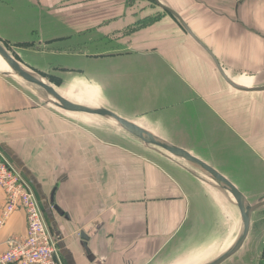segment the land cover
<instances>
[{
	"label": "crops",
	"instance_id": "0c3cea01",
	"mask_svg": "<svg viewBox=\"0 0 264 264\" xmlns=\"http://www.w3.org/2000/svg\"><path fill=\"white\" fill-rule=\"evenodd\" d=\"M158 1L194 36L156 2L0 0V43L37 45L51 70L80 71L86 63L92 69L98 59L110 63V71L86 72L101 79L95 82L103 87L105 109L206 161L248 198L244 189L264 187V136L259 140L264 115L250 110L256 106L250 95L262 92L230 86L201 44L235 84L259 88L229 72L264 71V0ZM130 27L137 29L127 33ZM115 44L123 47L114 49ZM135 58L136 65L130 62ZM4 73L0 70V151L35 192L62 264H207L233 246L242 229L239 208L226 191L194 174L196 168L172 160L195 179L170 172L113 141L111 130L94 118L39 107ZM92 99L88 103L100 105ZM5 207L0 189V221ZM232 212L240 224L225 241ZM253 229L262 236L263 224L252 216L243 247ZM26 231V214L18 209L0 226V253ZM256 238L249 261L237 264H259L261 238ZM202 257L207 259L198 261Z\"/></svg>",
	"mask_w": 264,
	"mask_h": 264
},
{
	"label": "rangeland",
	"instance_id": "374dc122",
	"mask_svg": "<svg viewBox=\"0 0 264 264\" xmlns=\"http://www.w3.org/2000/svg\"><path fill=\"white\" fill-rule=\"evenodd\" d=\"M132 3H134L135 5H139L140 4H145V5H150V6H155V2L153 0H131ZM155 14V13H154ZM133 27H130L127 30V33L132 32L133 30L137 29H132ZM125 33V32H123ZM9 52L10 54L17 60L19 61L23 67H25L28 71L35 73V75L44 78L48 83H50L52 86H54V88L57 89V91L60 94L65 95L64 97H67L69 99H73L71 100L73 103H76L78 105H83L84 103L79 102L83 101V102H92L90 101L92 98L97 100V102L100 103V105L102 106V108H105V99H104V93H103V87L102 85L99 86V81H101V79L98 80V77L96 76L92 78H89L88 74L86 72H105V70H109L108 66L110 65V63H107L105 60H93L91 63H95V66H93L94 68L89 69L88 67H90L88 64L86 63L83 66H81L83 69L78 71V70H67L66 71H57V70H51L50 69V64L48 62H45L43 60V57H40L41 55H38V50L36 49L38 46L37 45H8V44H2ZM84 46V45H82ZM119 47H123L121 45H116L114 46L115 48H119ZM98 51L101 52V50H103L105 48L104 45L101 46H97ZM85 48L82 47V51ZM86 51V50H85ZM92 52H94V49H92ZM94 59H97L99 57H95V56H90ZM137 60H139L138 58H135L134 60H130V62L134 63L135 65L137 64ZM56 64V62H54ZM67 63V62H66ZM106 63L108 64L107 67H105ZM64 64V62H63ZM70 64H72V62H70ZM76 65V64H75ZM115 63L113 62V69L116 68V66H114ZM119 65V64H116ZM133 65V64H132ZM67 67L72 68V65H67ZM66 67V68H67ZM96 68V69H95ZM107 68V69H106ZM0 70L7 72L6 67L3 65V63L0 61ZM110 71V70H109ZM81 72V73H78ZM2 73V72H1ZM231 74L232 77H235L239 82L245 84V85H250V86H256V87H262L264 86V71L263 72H255V70H246V71H241V72H229ZM5 74V73H4ZM6 76H8L10 79H12L14 82L20 84L21 86H23L25 88V90L33 97L34 99V103L36 105H38L41 108H45V109H49V110H56L59 112H62L60 110L57 109V107H55L51 102H50V98L49 96L40 88L38 87H34L31 86L27 83H24L23 81L16 79L15 77H13L12 75L5 74ZM91 80H93V82H89ZM95 81H97L98 83H96ZM63 97V96H62ZM251 98V104L255 103V105H251L250 106V110H254L256 108V112H257V116H263L264 115V92L262 93H254L252 95H250ZM90 99V100H89ZM92 99V100H93ZM94 101V100H93ZM63 114H66L68 116L74 117V118H80V117H86V118H94L92 119L94 122H96L98 125L105 127V129L111 130L112 132V136H113V141L117 142V143H122L123 145H126L128 148L133 149L138 151L139 153H143L148 155V157L154 159L156 162H158L164 169L173 172V173H179V174H184L185 176L189 177V178H194L190 173L184 171L183 169H181L178 165H176L172 160H176L177 162H179L180 164H183L182 160L172 156L171 154L164 152L160 149H158L160 152L156 151L157 149L154 150V148L148 146V147H144L142 143H140V141L138 139H136L135 137L131 136L130 134H128L126 131H124L121 127L116 126L114 123L110 122L108 119H102V118H98L95 116H91V115H87V116H82V115H78L76 113H68V112H63ZM133 117V116H132ZM136 121L137 118L133 117ZM263 134L259 135V140L260 138L263 140ZM261 143V140H260ZM263 145V144H262ZM150 147V148H149ZM260 148V147H259ZM261 149V148H260ZM263 151V150H262ZM165 154V155H164ZM166 156V157H165ZM169 157V158H168ZM174 158V159H172ZM181 160V161H178ZM200 171L198 170H194V174H197L198 176L202 177V173H199ZM203 178V177H202ZM195 179V178H194ZM196 183H198L199 186L201 187H205V184H200L197 179L195 180ZM243 191L246 192V195L248 196L249 200L255 204L257 203V201L261 198L264 197V187H252V188H246ZM234 202V201H233ZM229 213L227 212V215ZM232 214H234V212H232ZM262 215H264V208L260 209L259 211H257L253 217L256 219V224H263L264 227V219L263 220H259V218L263 217ZM235 219L231 218V217H226V228L227 226H229L230 229L226 230L225 233V241H227L228 236L230 235L229 233H232V236L236 235L235 233H237L238 231V225L240 224L236 214H234ZM241 225H242V218H241ZM258 233L255 232V229L252 230V233H250V240L248 241V243H246L247 245H245L243 247V249L236 254L234 257H232L231 259H229L228 261H226L224 264H237V263H242V262H248L249 261V257L247 256L250 252V248L255 245L254 243H250V241L256 240L258 237V239H260L258 242L257 247V251L259 253V258H258V263L259 264H264V231L261 237H259ZM231 237V236H230ZM252 238V239H251ZM234 240V239H233ZM233 240H231L227 245V246L231 245V243L233 242ZM227 243V242H226ZM217 251V250H216ZM214 253V252H213ZM209 256H207L208 258ZM206 257H202L197 258L198 261H204L205 259H207ZM200 259V260H199ZM254 260H257V258L255 257ZM163 263V262H162ZM168 264V263H166ZM170 264V263H169Z\"/></svg>",
	"mask_w": 264,
	"mask_h": 264
},
{
	"label": "water",
	"instance_id": "95a60500",
	"mask_svg": "<svg viewBox=\"0 0 264 264\" xmlns=\"http://www.w3.org/2000/svg\"><path fill=\"white\" fill-rule=\"evenodd\" d=\"M155 2L162 9L174 15L181 22L184 28L191 35H193L190 29L185 25L184 21L178 14H176L172 10L160 4L158 0H155ZM201 46L213 58L224 80L234 89L242 92H264V86L259 88H244L242 86L235 84L232 80L228 78L226 73L223 71L219 61L216 59L214 54L203 44H201ZM0 55L13 70L14 74L20 77L24 83H27L34 87H38L42 89L47 95L54 98L57 101L56 103H52L55 107L70 113H85L92 116L102 117L108 120H114L124 131H126L131 136L137 138L145 145L158 147L159 149H162L170 153L172 156L184 160L186 163H188L192 167L202 172L208 178H210L213 182H215V184L219 188L230 193V195L235 199L236 205L239 208L242 218V229L240 235L238 236L233 246L225 254L221 255L219 258L213 260L208 264H223L241 250L249 235L253 214L259 209L264 207V197L259 199L257 203L251 204L248 198L245 196V194L231 180H229L225 175L220 173L217 169L212 167L210 164H208L206 161L202 160L201 158L193 156L192 154H190V152H188L183 148L174 146L169 142L158 139L151 132L147 131L146 129L138 126L137 124L131 121H128L125 118L118 116L117 114H115L114 112L108 109L105 108L91 109L89 107L80 106L78 104L68 101L60 94H58V92H56L54 86H52L47 81L44 82L41 78L35 75V73H32L28 71L25 67H23V65L19 61H17L1 43H0ZM81 238L84 241H88V237L84 233L81 234ZM84 246L86 247V244H84Z\"/></svg>",
	"mask_w": 264,
	"mask_h": 264
},
{
	"label": "built area",
	"instance_id": "2783aa9c",
	"mask_svg": "<svg viewBox=\"0 0 264 264\" xmlns=\"http://www.w3.org/2000/svg\"><path fill=\"white\" fill-rule=\"evenodd\" d=\"M0 189L6 196V207L0 226L23 209L27 217V231L23 238L14 240L0 253V264H62L58 241L44 218L35 192L22 171L0 151Z\"/></svg>",
	"mask_w": 264,
	"mask_h": 264
},
{
	"label": "bare ground",
	"instance_id": "6f19581e",
	"mask_svg": "<svg viewBox=\"0 0 264 264\" xmlns=\"http://www.w3.org/2000/svg\"><path fill=\"white\" fill-rule=\"evenodd\" d=\"M0 61L3 63V65L6 67V69H7V72L6 73H9L10 75H12L13 77H15L16 79H19V80H21L22 81V79L20 78V77H18V76H16V74H14V72H13V70L10 68V66L6 63V61L2 58V56L0 55ZM39 77V76H38ZM39 78H41V77H39ZM44 82H46V80L44 79V78H41ZM57 92V91H56ZM49 96V95H48ZM49 98H50V102L51 103H56L57 101L54 99V98H52L51 96H49ZM80 106H85V107H89V108H91V109H100V108H102L100 105H98V104H95V103H87V104H83V105H80ZM58 109H60V108H58ZM62 110V109H61ZM110 122H112V123H114L116 126H119L118 125V123L116 122V121H114V120H109ZM120 127V126H119ZM150 147H154V146H150ZM154 148H158V147H154ZM159 149V148H158ZM160 150H162V149H160ZM162 151H164V150H162ZM164 152H166V151H164ZM168 153V152H167ZM170 154V153H169ZM180 159V158H179ZM182 160V159H181ZM185 164H188V163H186L184 160H182ZM189 165V164H188ZM195 170V169H194ZM200 173V172H199ZM204 177H206L210 182H212L215 186H216V184H215V182H213L210 178H208L206 175H204V174H202ZM231 198H232V200L234 201V204L236 205V201H235V199L230 195V193H228V192H226ZM229 250V249H228ZM225 252H227V251H225ZM225 252H224V254H225ZM221 256V255H220ZM219 258V257H218ZM212 262V261H211ZM210 263V262H209ZM208 264V263H207Z\"/></svg>",
	"mask_w": 264,
	"mask_h": 264
}]
</instances>
